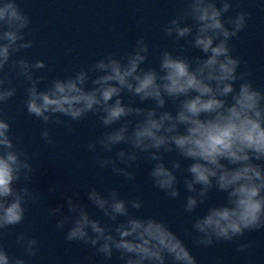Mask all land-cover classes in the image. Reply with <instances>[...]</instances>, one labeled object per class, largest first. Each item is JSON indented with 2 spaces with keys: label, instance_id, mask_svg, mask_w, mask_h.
<instances>
[{
  "label": "clouds",
  "instance_id": "1",
  "mask_svg": "<svg viewBox=\"0 0 264 264\" xmlns=\"http://www.w3.org/2000/svg\"><path fill=\"white\" fill-rule=\"evenodd\" d=\"M219 3L218 7L217 0H183V7L162 28L166 37L174 38L176 54L161 52L158 67H143L150 49L141 36L130 51L107 54L48 82L35 75L47 67L43 60L30 62L19 55L34 47L26 37L30 16L19 0H0V238L22 224L29 207L40 199V193L28 187L37 171L33 157L12 133V118L3 108L17 94L14 80L22 78L24 106L44 125L40 135L46 145L56 146L49 124L74 132L72 124L92 114L102 128L111 129L87 145L100 169L110 168L114 175L135 182L128 169L149 161L153 188L173 200L180 197L176 173H186L187 214L206 204L213 190L225 193L226 202L195 216L185 235L200 248L236 243V251L245 252L250 247L239 240L246 232L264 231V90L253 86L246 66L238 71L243 62L233 55L231 41L246 28L249 14L238 10L240 3L234 8L233 0ZM259 8L264 11V5ZM193 49L202 55L190 57ZM136 98L153 106H133ZM169 102L174 114L167 110ZM119 145L127 149L116 151L115 158L99 154L112 153ZM172 153L180 159L169 160L168 167L165 154ZM181 159L191 163L182 167ZM64 200L67 214L65 204L48 209V216L57 218L56 229L67 226L65 240L93 249L105 264L114 256L119 264H198L166 222L130 215V208L142 209L139 197L126 200L116 189L103 193L90 187L87 200L103 220L89 215L78 193ZM16 243L26 258L10 254L0 243V264H31L37 256L36 238L21 232ZM85 260L91 264L90 258Z\"/></svg>",
  "mask_w": 264,
  "mask_h": 264
},
{
  "label": "water",
  "instance_id": "2",
  "mask_svg": "<svg viewBox=\"0 0 264 264\" xmlns=\"http://www.w3.org/2000/svg\"><path fill=\"white\" fill-rule=\"evenodd\" d=\"M22 9L28 13L32 24L26 31L28 40L34 47L22 53L26 60L35 62L43 60L47 67L35 73L44 76L50 82L56 78H64L74 72L86 68L114 53L117 56L130 51L137 38L143 36L149 45L148 63L143 67H158L161 52L173 51L177 47L174 38L166 37L162 28L183 7V0H19ZM240 3L238 10L249 14L246 28L233 39V55L242 60L252 72L251 82L258 90H264V11L259 6L264 0H233V7ZM217 6H220L217 0ZM233 12L228 15H233ZM184 41H180L183 44ZM174 54H176L174 52ZM190 57L201 56L199 50L193 49ZM18 58V57H17ZM22 78L14 80L17 88L16 96L3 106L5 115L11 119L12 133L20 137L28 146L29 155L33 157V167L37 169L28 187L40 193L37 203L31 205L24 222L9 229V234L0 238L10 254L24 257L23 248L16 243V236L23 232L29 238L39 241L37 256L31 264H105L102 257L94 255V250L76 242L65 240L64 230L55 227L57 218L48 216V209L65 204V196L79 194V202L87 207L89 215L103 220V214L95 209L87 200L90 187L107 193L112 189L119 191L123 198L139 197L143 207L137 212L129 209L132 216L154 217L166 222L171 231L187 245L198 264H264V231L246 232L239 243H247L250 247L245 252H237L236 243L214 244L209 248L194 246L185 230H191L195 216H203L211 206L226 202V194L213 190L206 204L200 206L195 213L187 214L183 210L185 198L190 195L184 189L183 178L186 173H176L180 197L169 199L165 194L152 186L148 173L152 163L141 160L140 167L128 169L136 176L135 182H128L122 176L114 175L110 168L100 169L93 161V154L87 151V145L95 142L104 132L111 129L102 128L96 116H89L78 123H73L74 132H69L64 125L49 124L48 130L56 141V146L46 145L41 139L44 125L41 121L27 114L24 106L26 99ZM91 85H89L90 87ZM44 84L40 85L43 89ZM125 103L129 102L127 94ZM133 106L151 108V102L140 104L138 98ZM167 110L175 113L169 102ZM61 119H67L61 117ZM118 126V125H116ZM127 149V145H119L112 153H99L101 156L115 158V152ZM180 159L178 154H165V162ZM191 161L181 159L182 167ZM135 185V186H134ZM24 186V185H19ZM54 188L55 191H49ZM121 220L125 218H120ZM150 232L154 227H149ZM160 239L163 241L164 237ZM118 255V254H117ZM109 264H119L114 256Z\"/></svg>",
  "mask_w": 264,
  "mask_h": 264
}]
</instances>
